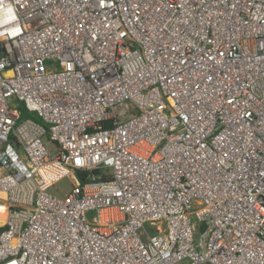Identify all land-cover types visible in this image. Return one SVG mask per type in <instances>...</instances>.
Listing matches in <instances>:
<instances>
[{
  "label": "built area",
  "instance_id": "built-area-1",
  "mask_svg": "<svg viewBox=\"0 0 264 264\" xmlns=\"http://www.w3.org/2000/svg\"><path fill=\"white\" fill-rule=\"evenodd\" d=\"M0 205V264H264V0H0Z\"/></svg>",
  "mask_w": 264,
  "mask_h": 264
},
{
  "label": "rangeland",
  "instance_id": "rangeland-1",
  "mask_svg": "<svg viewBox=\"0 0 264 264\" xmlns=\"http://www.w3.org/2000/svg\"><path fill=\"white\" fill-rule=\"evenodd\" d=\"M69 190V183L67 180H62L52 189L53 192L63 195ZM2 225V224H1Z\"/></svg>",
  "mask_w": 264,
  "mask_h": 264
},
{
  "label": "bare ground",
  "instance_id": "bare-ground-1",
  "mask_svg": "<svg viewBox=\"0 0 264 264\" xmlns=\"http://www.w3.org/2000/svg\"><path fill=\"white\" fill-rule=\"evenodd\" d=\"M5 221V208L0 205V225Z\"/></svg>",
  "mask_w": 264,
  "mask_h": 264
},
{
  "label": "trees",
  "instance_id": "trees-1",
  "mask_svg": "<svg viewBox=\"0 0 264 264\" xmlns=\"http://www.w3.org/2000/svg\"><path fill=\"white\" fill-rule=\"evenodd\" d=\"M31 117V118H34L33 116L31 115H28L23 109H21V118L24 119L25 117ZM94 174V173H93ZM96 174V173H95ZM5 229V227H0V233Z\"/></svg>",
  "mask_w": 264,
  "mask_h": 264
}]
</instances>
